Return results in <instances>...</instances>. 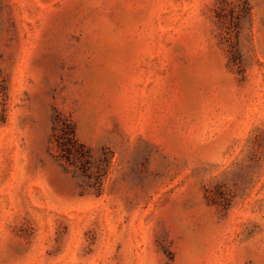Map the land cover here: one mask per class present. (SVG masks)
<instances>
[{"label":"rangeland","instance_id":"1","mask_svg":"<svg viewBox=\"0 0 264 264\" xmlns=\"http://www.w3.org/2000/svg\"><path fill=\"white\" fill-rule=\"evenodd\" d=\"M0 264H264V0H0Z\"/></svg>","mask_w":264,"mask_h":264}]
</instances>
